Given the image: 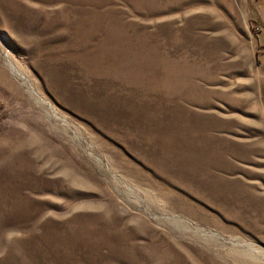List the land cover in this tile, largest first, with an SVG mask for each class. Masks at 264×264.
<instances>
[{"label": "rangeland", "instance_id": "374dc122", "mask_svg": "<svg viewBox=\"0 0 264 264\" xmlns=\"http://www.w3.org/2000/svg\"><path fill=\"white\" fill-rule=\"evenodd\" d=\"M0 264H264V0H0Z\"/></svg>", "mask_w": 264, "mask_h": 264}]
</instances>
